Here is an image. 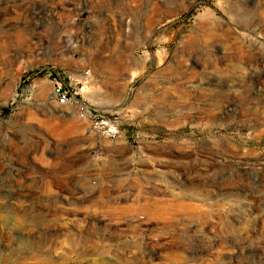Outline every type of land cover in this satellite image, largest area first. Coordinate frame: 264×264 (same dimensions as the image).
<instances>
[{
	"label": "rangeland",
	"instance_id": "rangeland-1",
	"mask_svg": "<svg viewBox=\"0 0 264 264\" xmlns=\"http://www.w3.org/2000/svg\"><path fill=\"white\" fill-rule=\"evenodd\" d=\"M0 264H264V0H0Z\"/></svg>",
	"mask_w": 264,
	"mask_h": 264
},
{
	"label": "built area",
	"instance_id": "built-area-1",
	"mask_svg": "<svg viewBox=\"0 0 264 264\" xmlns=\"http://www.w3.org/2000/svg\"><path fill=\"white\" fill-rule=\"evenodd\" d=\"M52 96L55 100L56 105L60 109L76 107L82 112L81 114L83 115V117H86V111H84L80 107V102L78 101V99L73 95V93L69 89L65 88L61 83H54Z\"/></svg>",
	"mask_w": 264,
	"mask_h": 264
}]
</instances>
